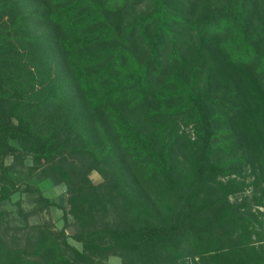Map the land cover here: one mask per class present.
Instances as JSON below:
<instances>
[{"label": "trees", "instance_id": "trees-1", "mask_svg": "<svg viewBox=\"0 0 264 264\" xmlns=\"http://www.w3.org/2000/svg\"><path fill=\"white\" fill-rule=\"evenodd\" d=\"M33 1L37 6L26 11L20 0H0V264H93L109 255L121 264H264L262 249L253 244L264 240V230H254L252 213L227 200L237 182L217 181L246 164L264 176V102L257 94V87L264 91V16L251 33L246 0L227 1L200 17L191 25L200 47L213 49L224 61L211 73L208 90L200 88L201 67L193 60L182 70L170 67L164 83L151 91V81L163 70L165 47L170 64L187 58L180 50L188 42L178 39L182 17L175 4L183 0H149L151 9L127 13L124 25L121 12L138 0ZM35 18L48 29L30 30ZM132 34L146 46L153 65L130 48ZM52 51L62 56L69 80L54 73ZM249 65L256 80L247 74ZM223 83L231 86L236 110H248L237 120L241 138L215 125L212 109H221L222 99L211 91ZM148 96L163 119L187 114L196 125L189 147L174 146L163 120L142 130L122 108L136 107ZM77 98L91 114L106 116L136 169L140 190L114 171L106 186L91 183L85 164L104 174L113 141L104 130L95 138L84 112L74 106ZM67 130L75 136L66 140ZM255 132L261 137L252 138ZM238 139L241 150L210 161L216 149L228 150ZM175 148L191 159L184 175L175 170ZM26 158L32 162L28 170L65 183L76 225L72 237L81 251L50 223H9L2 205L19 190L14 175ZM21 191L36 205L33 209L50 205L29 183ZM112 199L118 203V225L102 217Z\"/></svg>", "mask_w": 264, "mask_h": 264}, {"label": "rangeland", "instance_id": "rangeland-1", "mask_svg": "<svg viewBox=\"0 0 264 264\" xmlns=\"http://www.w3.org/2000/svg\"><path fill=\"white\" fill-rule=\"evenodd\" d=\"M22 7L26 11H32L38 4L33 0H20ZM230 0H183V2L175 3L178 7V13L182 17V21L178 23V29L180 33L179 40L187 44L181 52L185 53L187 58H184L183 62L172 60L169 61L170 49L165 47L161 52V63L163 70L159 76L151 81V91H156L164 83L166 75L170 67L176 66L181 70L186 68L189 61H196L201 67L199 76V86L202 89L208 90L210 85L211 73L218 68H222L224 61L221 55H216L213 49L207 47H200L201 39L196 34V31L192 29V24L202 16L211 14L212 10L221 6ZM151 9L149 0L131 1L124 11L121 12L120 17L121 25L127 23L130 19L127 16L129 12L148 11ZM246 10L248 13V32L251 33L257 26L260 19L264 16V0H246ZM29 29L36 34H40L46 31L48 27L46 24L35 18L29 23ZM264 32V31H263ZM130 40V48L139 55L145 56L147 61L153 65V62L148 56L146 46L132 34ZM260 47H264V34L260 39ZM187 48V49H185ZM54 58V73L61 77V79L67 81L69 77L66 74L62 63V56L60 57L52 51ZM200 61V62H199ZM248 75H251L255 80L257 76L254 73L251 65L247 66ZM214 81V80H213ZM214 83H216L214 81ZM212 95H219L221 97V109L218 105L212 109L213 115H215V125L231 129L233 135L238 133L239 138L243 136V128L237 124L238 118L246 117L248 110H236L238 104L235 101L234 93L232 92L229 83H223L222 85H216L214 90L211 91ZM258 98L260 96L261 102H264V91L262 88L257 87ZM74 106L78 111L84 112V120H86L95 132V138L100 139L99 130H104L107 136L113 141V151L110 160L106 165V172L101 174L96 169L92 168L88 163L85 164L87 169V176L92 184L106 186L111 178V171L117 172L123 177V179L132 186L136 191L141 189V182L137 177L136 169L132 165L128 155L119 147L114 131L112 130L108 119L102 113L91 114L81 99H76ZM122 108L130 117V119L136 123V125L145 130L151 122L157 120H163L169 130L168 138L172 140V143L182 146H190L192 141L196 140V125L188 122L187 114L175 115L170 118H164L155 113L157 105L152 101L151 97L142 102L136 107H130L129 104L122 105ZM262 117L264 118V105H262ZM240 114V115H239ZM88 126V127H89ZM70 132V133H69ZM74 132L66 131L62 134L64 139H70L74 137ZM235 136V135H234ZM260 138V132H255L252 138ZM241 139L230 141L229 149L222 150L216 149L210 157L212 163L225 158L230 154H234L241 150ZM264 143V140L261 142ZM16 146L17 143L13 142ZM183 153L182 149L175 148L173 156V164L176 172L179 174H186L189 170L190 160ZM6 163H10V159L6 160ZM32 164L30 158L24 160V165L20 167L19 173L14 175L15 180L19 183V190L13 193L8 200L3 202L2 207L7 211L9 217V223L15 225H22L25 221L30 224H41L44 222L50 223L56 229H63L67 235V241L70 245L81 251V244L75 241L72 235L76 231V225L71 215L68 213V192L64 182H55L50 177L42 176L38 171H30L28 167ZM79 164V163H78ZM263 173L250 164L242 166L238 173H232L226 177H218L217 181L225 183L229 179H234L237 182V187L234 191L227 195L228 202L238 208L239 210H245L252 213L254 216V230L262 232L264 230V176ZM23 183H29L31 186L36 187L41 195L48 199L50 205L45 209L34 208V205L30 201V197L21 191ZM105 211L102 217L105 222L110 225H118L120 221L118 203L117 200H110L105 202ZM252 240L256 238L255 234H251ZM253 244L263 251L264 256V240L253 241ZM93 264H121L120 258L114 255H109L104 261H97Z\"/></svg>", "mask_w": 264, "mask_h": 264}]
</instances>
